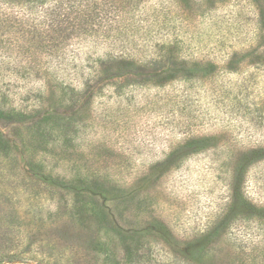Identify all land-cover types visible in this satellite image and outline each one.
I'll return each instance as SVG.
<instances>
[{
    "label": "rangeland",
    "instance_id": "obj_1",
    "mask_svg": "<svg viewBox=\"0 0 264 264\" xmlns=\"http://www.w3.org/2000/svg\"><path fill=\"white\" fill-rule=\"evenodd\" d=\"M52 1L0 0V133L8 142L0 148V250L9 244L15 257L2 264H93L97 252L98 264H198L188 254L220 223L207 264H264V221L231 225L227 217L234 161L264 147V66L252 60L230 72L223 64L235 50L264 55V0H148L125 17L133 36L116 43L55 41L41 13ZM154 19L165 20L160 35L176 39L184 59L215 61L216 74L160 86L103 73L101 61L105 71L114 64L107 53L145 61L140 45L147 30L155 39ZM199 137L218 147L175 154ZM40 172L68 183L89 177L134 200L109 201L106 218L71 221L66 191L26 184ZM246 183L264 208V162Z\"/></svg>",
    "mask_w": 264,
    "mask_h": 264
},
{
    "label": "trees",
    "instance_id": "obj_2",
    "mask_svg": "<svg viewBox=\"0 0 264 264\" xmlns=\"http://www.w3.org/2000/svg\"><path fill=\"white\" fill-rule=\"evenodd\" d=\"M179 1H182L186 6L189 5V3H193L192 0ZM41 3L44 4V2ZM51 3V5L43 7L41 13H45L46 16L44 23L47 24H43L46 28L45 32L48 35L52 34L55 41L62 39L66 42V40L68 41L81 36H98V38L102 36V38H110L112 43H116L121 39L122 35L127 36L131 33L129 25L127 26V24H125V17L131 13H142V8L146 6L148 0H55V3L54 1ZM180 10L186 13L184 8ZM180 10L178 11L181 12ZM259 20L258 24L263 25L259 30L261 33L264 29V14L261 15ZM154 22L157 29H159L155 39H149L150 33L148 34L147 30L145 31L147 39L144 38L143 40L144 46L142 44L140 45L143 49H146L147 52L145 61H128L125 52L118 55L107 53L104 55L105 58L112 59L111 61H114L112 62L114 64L106 67L107 70L105 71V62L101 61V68H104L102 72L110 74L109 76L113 74L117 76L118 74H131L143 78L145 82L160 86L169 85L175 81H204L216 74V70L219 68V65L216 64L217 62L212 60L205 61L203 59L200 61H188L184 59L181 51L174 45L176 39L171 40L167 33L160 35L161 30L166 26L165 20L159 21L158 19H154ZM161 24L165 26H161ZM100 28H106L108 30L101 35L99 33ZM140 39L141 38H139L138 41H140ZM146 44H148V46L145 47ZM251 48L241 51L235 50L232 53L224 55V68H227L230 72H236L238 68L251 63L252 60L264 66V55L260 56L257 49ZM257 55L258 57H255ZM98 72L100 73V69ZM134 82H137V80L135 79ZM88 88L89 84H86L85 89L87 90ZM0 112L4 114L1 105ZM217 141L218 140L213 137L189 138L174 152L175 154L178 153L181 157L202 153L217 148ZM4 144H8V142H6L2 133H0L1 149ZM262 162H264V147L245 150L241 152L234 161L231 175L232 181L230 184V198L227 205V217L228 220L231 221V225L237 220L243 219L245 221L254 219L264 221V208L258 207L257 205L255 206L246 193V182L250 170ZM25 182H27V185L38 184L45 188L49 186H51V188L55 187L58 193H60V191H66V195H64L69 197L70 220H78L79 222H83L82 224L90 221L92 218L94 220H100V217L106 218L105 209L109 201L115 202L118 200L122 204H125L134 200V196H132L130 191H122L121 193L112 195L107 194L108 191H105L103 188L104 186L100 188V184L89 177L81 181L73 180L68 183L59 180L51 173H41L38 177L27 176ZM100 200H103L104 204H102ZM223 227V223H220L209 232L210 234L207 233V235L204 236L208 238V235H211L209 239H199V246L195 247L196 253H194V251L190 252L188 254L189 258L194 259L198 264H207L209 259H211L209 256L211 247H214V245L219 242L215 240L214 237L220 234V230L222 232ZM0 251L4 252L0 255V264L4 263L5 260L11 261L15 258L8 257L10 254L9 252H11L9 244ZM95 260L93 264H98L100 262V255L98 252L95 255Z\"/></svg>",
    "mask_w": 264,
    "mask_h": 264
}]
</instances>
